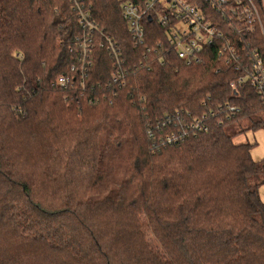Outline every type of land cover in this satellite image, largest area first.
<instances>
[{
    "label": "trees",
    "instance_id": "obj_1",
    "mask_svg": "<svg viewBox=\"0 0 264 264\" xmlns=\"http://www.w3.org/2000/svg\"><path fill=\"white\" fill-rule=\"evenodd\" d=\"M85 1L131 67L115 95L97 43L81 74L68 0H0V264H264V159L225 127L264 129V102L231 86L241 72L218 55L224 41L187 65L146 53L164 38L154 16L134 45L119 1ZM239 1L224 15L202 4L235 42ZM250 3L264 25V0ZM253 26L242 43L264 45ZM203 116L207 131L185 128Z\"/></svg>",
    "mask_w": 264,
    "mask_h": 264
},
{
    "label": "built area",
    "instance_id": "obj_2",
    "mask_svg": "<svg viewBox=\"0 0 264 264\" xmlns=\"http://www.w3.org/2000/svg\"><path fill=\"white\" fill-rule=\"evenodd\" d=\"M121 7V15L126 23L134 45H145L146 30L144 29L143 20L155 17L158 25L164 29V38L153 44L146 46V53L157 54L158 56L173 55L183 60L187 65L198 63L201 60V51L206 44H211L213 40L222 39V45L218 49V55L224 59L225 63H233L234 69L241 72L230 84L236 87L237 84L248 83L264 102V45L253 46L251 43H242L240 34L243 32H252L254 23L257 22L264 39V25H262L258 12L254 5L247 0L242 7L240 14L237 8L231 9L232 15L240 21L243 26L235 27L233 36H225L224 32L219 29L213 21V15L208 12V7H203L206 3L209 9L216 14L224 15L223 7L226 0H116ZM78 19L80 33L76 37L79 49L77 59L81 74L86 72L92 64V50L97 43L99 47L106 49L109 58H111V76L107 85L111 87L113 95L114 89L121 88L127 84V74L131 67L126 66L127 61L123 55L121 46L117 44L114 38L99 28L91 15V6L85 0H68ZM240 1L238 0V3ZM239 44V45H238ZM241 45V46H240ZM143 54L142 57H144ZM74 66H71L73 69ZM176 67L173 71L176 72ZM70 82L67 75H61L57 79V84L66 87ZM82 84V82H81ZM113 95L109 97L112 100ZM229 113H234L236 108L226 106ZM205 116L196 119L186 129L192 131H207L204 124ZM187 130L184 131L185 134ZM176 138L173 134L167 135L163 142H172Z\"/></svg>",
    "mask_w": 264,
    "mask_h": 264
},
{
    "label": "rangeland",
    "instance_id": "obj_3",
    "mask_svg": "<svg viewBox=\"0 0 264 264\" xmlns=\"http://www.w3.org/2000/svg\"><path fill=\"white\" fill-rule=\"evenodd\" d=\"M226 130L228 133H237L233 137V141L235 143H249L251 145L250 147V155L255 159V160H261L264 159V129L262 128H257V129H251L248 130L246 129V122L245 121H240L237 123H230L227 124ZM241 129H245L242 130ZM256 179L253 178L251 179V184ZM259 196L264 201V183H261L257 186ZM149 241L151 244H153V240L151 237L148 235ZM156 245V244H153Z\"/></svg>",
    "mask_w": 264,
    "mask_h": 264
}]
</instances>
